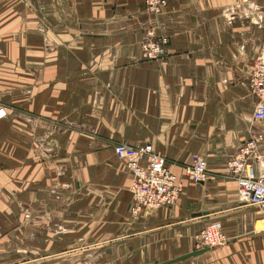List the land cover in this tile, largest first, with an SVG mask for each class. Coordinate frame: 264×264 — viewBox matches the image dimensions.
Instances as JSON below:
<instances>
[{"label":"crops","instance_id":"1","mask_svg":"<svg viewBox=\"0 0 264 264\" xmlns=\"http://www.w3.org/2000/svg\"><path fill=\"white\" fill-rule=\"evenodd\" d=\"M168 1L155 16L145 0H0V264H161L212 222L226 242L172 264H264L263 214L228 170L264 135L249 87L264 0ZM154 24L169 43L152 60ZM119 143L166 156L176 204L132 213ZM195 155L205 182L185 175Z\"/></svg>","mask_w":264,"mask_h":264},{"label":"built area","instance_id":"2","mask_svg":"<svg viewBox=\"0 0 264 264\" xmlns=\"http://www.w3.org/2000/svg\"><path fill=\"white\" fill-rule=\"evenodd\" d=\"M145 1L148 11L155 16L162 15L169 3L168 0ZM159 29L154 24L146 32L142 42L143 56L146 59H157L166 52L169 38L160 34ZM249 87L258 98L253 117L258 122L264 121V60H258L254 64ZM7 117V107L0 104V122ZM263 141L262 133L252 132L249 140L239 147L237 154L228 162V170L237 180L240 199L259 208L264 225V172L258 170ZM115 150L127 160L132 174L130 189L133 193L132 213L135 216L144 210H158L178 202L183 190L182 179L170 169L166 156L156 151L152 144L135 146L119 143ZM184 172L196 183L205 182L209 178L208 161L203 156L195 155L193 165L185 167ZM226 240L221 222H212L194 235L196 249L216 248Z\"/></svg>","mask_w":264,"mask_h":264},{"label":"water","instance_id":"3","mask_svg":"<svg viewBox=\"0 0 264 264\" xmlns=\"http://www.w3.org/2000/svg\"><path fill=\"white\" fill-rule=\"evenodd\" d=\"M209 250H211V248L198 249V250H195L193 252H190L189 254H186L184 256H181L179 258H176L174 260H171V261H168V262H164V263H161V264H172V263L177 262V261H181V260H185V259H189V258H192V257H196V256H199V255H202V254L208 252Z\"/></svg>","mask_w":264,"mask_h":264},{"label":"bare ground","instance_id":"4","mask_svg":"<svg viewBox=\"0 0 264 264\" xmlns=\"http://www.w3.org/2000/svg\"><path fill=\"white\" fill-rule=\"evenodd\" d=\"M146 36V35H145ZM143 44V43H142Z\"/></svg>","mask_w":264,"mask_h":264},{"label":"rangeland","instance_id":"5","mask_svg":"<svg viewBox=\"0 0 264 264\" xmlns=\"http://www.w3.org/2000/svg\"><path fill=\"white\" fill-rule=\"evenodd\" d=\"M260 154H261V152H260Z\"/></svg>","mask_w":264,"mask_h":264}]
</instances>
